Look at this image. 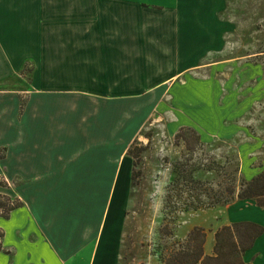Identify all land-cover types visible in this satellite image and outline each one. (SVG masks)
I'll return each mask as SVG.
<instances>
[{
	"label": "crops",
	"instance_id": "crops-1",
	"mask_svg": "<svg viewBox=\"0 0 264 264\" xmlns=\"http://www.w3.org/2000/svg\"><path fill=\"white\" fill-rule=\"evenodd\" d=\"M223 2L0 0V176L24 200L0 216V264L122 262L121 197L118 217L99 212L107 188L132 180V155L118 141L137 133L117 131L115 100L171 88L177 104L195 103L184 92L196 68L191 43L227 39ZM219 210L217 227H264L252 198ZM243 258L264 264V231Z\"/></svg>",
	"mask_w": 264,
	"mask_h": 264
},
{
	"label": "rangeland",
	"instance_id": "rangeland-1",
	"mask_svg": "<svg viewBox=\"0 0 264 264\" xmlns=\"http://www.w3.org/2000/svg\"><path fill=\"white\" fill-rule=\"evenodd\" d=\"M221 5L225 20L219 28L227 39L191 43L196 68L184 92L195 103L177 104L171 88L163 96L150 91L145 101L115 100L111 114L117 131L137 133L118 141L131 151V184L124 191L118 185L115 193L107 188L99 211L118 217L121 197L120 264H161L159 253L194 226L205 229L204 249L210 252L207 234L218 228L220 207L237 198L243 180L264 170V0H227ZM28 69L24 67L26 75ZM181 126L200 134L192 155L184 156L185 142L175 137ZM232 184L236 190L230 199L227 187ZM7 202L24 204L3 175L0 203Z\"/></svg>",
	"mask_w": 264,
	"mask_h": 264
},
{
	"label": "trees",
	"instance_id": "trees-1",
	"mask_svg": "<svg viewBox=\"0 0 264 264\" xmlns=\"http://www.w3.org/2000/svg\"><path fill=\"white\" fill-rule=\"evenodd\" d=\"M175 137L182 138L185 142L184 156L192 155L196 144L201 142L199 132L191 126H181L175 133ZM130 152L128 149V153ZM227 188L230 199H233L235 186L232 184ZM237 197L256 199L258 205L264 206V170L250 180H243ZM21 205H23L22 202L0 203V208L3 209L0 216L8 217L13 209ZM263 231L262 225L252 221H238L222 225L214 233L211 253H206L204 249L206 231L203 227L194 226L183 239H177L166 245L163 252L158 255L159 260L161 264H252L246 262L243 255L253 246L256 238ZM0 236L2 237V233Z\"/></svg>",
	"mask_w": 264,
	"mask_h": 264
},
{
	"label": "built area",
	"instance_id": "built-area-1",
	"mask_svg": "<svg viewBox=\"0 0 264 264\" xmlns=\"http://www.w3.org/2000/svg\"><path fill=\"white\" fill-rule=\"evenodd\" d=\"M1 240H2V237L0 236V242H1Z\"/></svg>",
	"mask_w": 264,
	"mask_h": 264
}]
</instances>
